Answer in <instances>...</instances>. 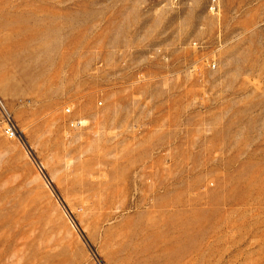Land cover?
Wrapping results in <instances>:
<instances>
[{"label":"rangeland","instance_id":"rangeland-1","mask_svg":"<svg viewBox=\"0 0 264 264\" xmlns=\"http://www.w3.org/2000/svg\"><path fill=\"white\" fill-rule=\"evenodd\" d=\"M0 264H264V0H0Z\"/></svg>","mask_w":264,"mask_h":264},{"label":"built area","instance_id":"built-area-1","mask_svg":"<svg viewBox=\"0 0 264 264\" xmlns=\"http://www.w3.org/2000/svg\"><path fill=\"white\" fill-rule=\"evenodd\" d=\"M6 135L8 136L9 139H13L17 137V132L11 125V123L8 121L7 127L5 128Z\"/></svg>","mask_w":264,"mask_h":264}]
</instances>
